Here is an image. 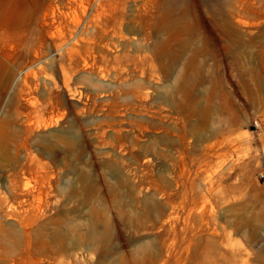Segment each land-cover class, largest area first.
Segmentation results:
<instances>
[{"label":"rangeland","instance_id":"374dc122","mask_svg":"<svg viewBox=\"0 0 264 264\" xmlns=\"http://www.w3.org/2000/svg\"><path fill=\"white\" fill-rule=\"evenodd\" d=\"M0 264H264V0H0Z\"/></svg>","mask_w":264,"mask_h":264}]
</instances>
